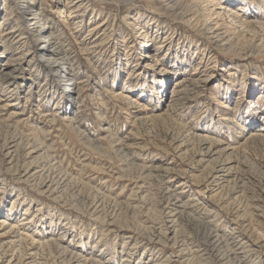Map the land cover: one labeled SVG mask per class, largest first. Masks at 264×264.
Here are the masks:
<instances>
[{"label": "rangeland", "instance_id": "1", "mask_svg": "<svg viewBox=\"0 0 264 264\" xmlns=\"http://www.w3.org/2000/svg\"><path fill=\"white\" fill-rule=\"evenodd\" d=\"M0 264H264V0H0Z\"/></svg>", "mask_w": 264, "mask_h": 264}, {"label": "bare ground", "instance_id": "2", "mask_svg": "<svg viewBox=\"0 0 264 264\" xmlns=\"http://www.w3.org/2000/svg\"><path fill=\"white\" fill-rule=\"evenodd\" d=\"M27 2V1H24V3ZM22 9V8H21ZM38 15V13L34 14V15H29L26 11H23L22 12V17L25 19V23L27 24L26 28L27 30L29 31H34V30H41L42 28H38L37 26H35L37 24V21L39 20V18H37L36 16ZM39 54L42 58H45V57H51L53 56V52L50 51L48 48H41L39 50ZM48 60V59H47ZM164 235V234H162Z\"/></svg>", "mask_w": 264, "mask_h": 264}]
</instances>
